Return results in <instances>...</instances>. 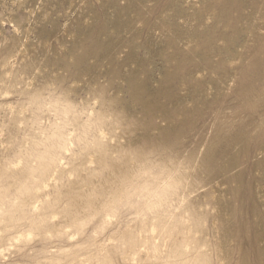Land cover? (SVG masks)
I'll use <instances>...</instances> for the list:
<instances>
[{
  "label": "rangeland",
  "instance_id": "374dc122",
  "mask_svg": "<svg viewBox=\"0 0 264 264\" xmlns=\"http://www.w3.org/2000/svg\"><path fill=\"white\" fill-rule=\"evenodd\" d=\"M0 264H264V0H0Z\"/></svg>",
  "mask_w": 264,
  "mask_h": 264
}]
</instances>
